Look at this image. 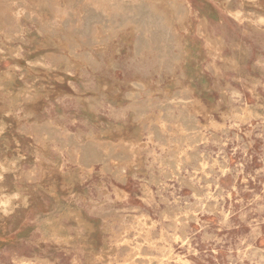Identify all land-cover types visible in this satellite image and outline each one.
Wrapping results in <instances>:
<instances>
[{
  "label": "rangeland",
  "instance_id": "obj_1",
  "mask_svg": "<svg viewBox=\"0 0 264 264\" xmlns=\"http://www.w3.org/2000/svg\"><path fill=\"white\" fill-rule=\"evenodd\" d=\"M170 1L163 53L6 0L0 264H264V0Z\"/></svg>",
  "mask_w": 264,
  "mask_h": 264
},
{
  "label": "bare ground",
  "instance_id": "obj_2",
  "mask_svg": "<svg viewBox=\"0 0 264 264\" xmlns=\"http://www.w3.org/2000/svg\"><path fill=\"white\" fill-rule=\"evenodd\" d=\"M30 4L40 14L42 9L45 8H49L54 11V13L58 12L54 19L49 18L46 20L45 29L48 30H57L58 22H61L58 18L66 13L69 14L71 19H65V24L68 22V24L71 23L78 25L80 22H83V18H85L86 24L81 30L82 36L81 33H72L70 27L66 28L64 27L65 25H61L63 37H65V43L70 47L71 51H74L79 44L76 37L85 39L82 41L85 45H89L92 41L96 40L98 37V26H101L102 28V34L99 37L104 41H108L116 36L121 29L131 26L132 31L136 34L138 33L137 40L139 45L142 47L153 45L157 47L158 50L166 53L173 45V42L177 40L173 30V23L176 21L182 22V19L188 13V9L183 4L170 0H154L153 2L150 0H32V3ZM9 7L10 3H6V0H0V20H5L3 23L7 30H9L8 33L7 31L5 32L7 33L6 36L8 39L11 38L12 34L15 32V27H12L13 22H8V15L10 16L8 13V11H10ZM29 7L30 6H28V9ZM82 14L85 15L82 16ZM85 57L86 56H84L83 59L87 60ZM183 119L184 123L188 126L192 125L191 120L187 115H184ZM110 148L112 149L105 152V157H112L111 153H113L112 151H114V147L111 146ZM100 153L97 152V154ZM97 154L95 151L94 156ZM3 202L5 205L9 204V201ZM9 205L11 206L14 204L10 203Z\"/></svg>",
  "mask_w": 264,
  "mask_h": 264
}]
</instances>
